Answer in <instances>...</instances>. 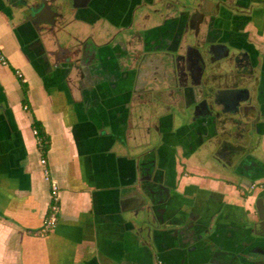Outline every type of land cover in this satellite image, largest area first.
<instances>
[{
  "label": "crops",
  "instance_id": "1",
  "mask_svg": "<svg viewBox=\"0 0 264 264\" xmlns=\"http://www.w3.org/2000/svg\"><path fill=\"white\" fill-rule=\"evenodd\" d=\"M177 3L142 0L136 6L134 0H106L100 7L76 5L79 22L89 29L81 38L90 35L91 52L103 64L84 70L80 77L66 76L59 68L48 70L38 48L18 27V14L0 1V49L7 58L0 63V264H152L157 259L180 264L195 258L191 243L178 249L171 234H156L155 245L148 246L130 222L134 207L143 202L146 175L140 164H152L149 172L155 174L160 160V118L148 112L144 90L154 87L158 98L163 86L157 82L165 71L164 33L158 26L166 16H175ZM235 4L234 16L220 24L222 38L236 40L254 65L257 110L250 117L260 129L259 135L254 132L259 145L238 156L241 138L247 134L244 126L229 128L228 134L220 129L219 145L179 147L181 161L195 174L182 176L177 188L167 182L170 191L186 201L200 185L211 205L226 203L227 228L236 224L241 192L228 183L222 169H216L222 172L215 173L218 176L206 169L221 164L264 168V0H235ZM136 30L146 34L148 48L133 69L121 65L125 57L117 55L115 43ZM126 31L129 34L124 35ZM22 80L28 85L26 93ZM34 116L51 137L46 164L41 161ZM53 181L60 211L56 225L44 233ZM254 197L255 192L248 196V206Z\"/></svg>",
  "mask_w": 264,
  "mask_h": 264
},
{
  "label": "flooded vegetation",
  "instance_id": "2",
  "mask_svg": "<svg viewBox=\"0 0 264 264\" xmlns=\"http://www.w3.org/2000/svg\"><path fill=\"white\" fill-rule=\"evenodd\" d=\"M123 1L125 0H121V2ZM134 1L136 4L138 3L136 6L142 3V0ZM103 2H106V0H61L59 8L64 13L65 20L74 21L72 24L75 26L73 30L77 29L75 34L83 42L81 46L83 72L88 68L101 67L103 64L97 59L96 53L91 52L90 35L84 39L81 38V35L86 34L89 29L88 26L79 22L81 14L76 11L75 6L85 3L86 6L100 7ZM176 22L174 15L170 14L166 16L165 22L158 26L161 28V32L163 31L164 33L162 49L164 47L176 48L178 42L177 30H174ZM21 32L23 33V31ZM126 33L129 34V31H126L124 35ZM145 35L143 31L136 30L130 34L129 38L126 39V37L122 36L115 43V46L118 45L117 55L121 56V58L125 57L120 62L121 65L125 64L133 69L135 67L138 68L143 51L148 48ZM36 51L38 52V49ZM162 54V66H164L165 71L163 70L162 74H160L161 77L157 78L159 84L163 83L162 88L160 87L158 90L157 96L160 100L171 101L170 87L174 86L175 83V58L173 60V56L170 53L163 52ZM238 65L241 69L247 70L250 77H256L252 63L246 56L240 58ZM262 69L261 89L264 90V57H262ZM187 81L186 77L185 82ZM253 103L247 108L245 117L237 114L227 122L219 121L218 123V129H225V134H228L229 128L244 126V130L247 131V137L241 138L240 143H243L247 149L258 144L254 140V132H257L256 134L258 135L260 134V129L257 127L255 119L250 117L251 112H256L257 110ZM214 131L215 128L211 125L206 133L198 132L188 126L175 127L169 116L162 117L160 120L159 141L157 144L160 160L158 164H155V174L149 172L152 164H140V167L144 170L143 175H146L143 177L145 183L143 186L144 196L142 195V200L144 204L142 207L149 214V222L144 224L150 228L144 230L147 241L145 243L150 247L154 246L156 234L160 233L164 235L171 234L176 240L178 249H181L185 242L191 243V248L195 249V258L189 263L180 264H264V168L259 167L257 164H221L217 166L218 168L214 167L215 170L206 169L208 172L210 171L212 176H218L215 173L224 172L227 175L226 180L228 183L233 184L241 192L240 198L242 200L235 207L237 220L236 224L232 225L233 228L224 226L230 225V222H227L224 216L228 207L226 203L211 205L205 195L206 190L200 185H197L199 187L198 190L193 198L188 201L184 200L179 192L170 191L167 185V182H172L173 187L177 188L182 176L195 174L193 171H189L187 164L181 161L180 156L183 154H179L178 148L209 147L208 139ZM188 139L190 141L186 145V140ZM172 140H174L173 143L171 142ZM220 143L221 139L217 145ZM230 147L233 149L237 148L234 146ZM216 169H222L223 171L219 172ZM243 172L248 176L242 175L241 173ZM210 174L204 175L208 177ZM261 174L263 176L257 177V175ZM252 192H255V197L252 206H248L247 198ZM205 198L207 201H205ZM163 225H167L165 226L166 228H163ZM132 226L138 232L133 224ZM149 230L150 233L152 232L151 235H149ZM152 264L164 263L157 259Z\"/></svg>",
  "mask_w": 264,
  "mask_h": 264
},
{
  "label": "water",
  "instance_id": "3",
  "mask_svg": "<svg viewBox=\"0 0 264 264\" xmlns=\"http://www.w3.org/2000/svg\"><path fill=\"white\" fill-rule=\"evenodd\" d=\"M0 1L18 14V27L31 39V46L38 48V55L48 70L59 68L66 76L72 73L85 76L82 71L83 42L75 34L77 29L73 30L74 21L65 20L59 8L61 0ZM177 1L174 16L177 20V46L163 49L164 53L173 56V60L175 58V83L170 87L172 100L156 98L154 87L144 90L148 94L144 100L150 115L160 120L169 116L179 128L188 126L206 133L211 125L215 131L210 134L208 145L216 146L221 139L219 121L227 122L237 114L247 115V108L254 102L256 77H250L249 72L238 65L244 56L251 62L250 54L244 52L233 38H222L224 26L220 24L234 16L233 12L237 10L235 0ZM162 7L168 9L166 4ZM241 146L243 148L237 150L238 156L248 150ZM143 204L134 207L130 222L138 230V238L145 242L144 230L149 227L144 223L149 222V214Z\"/></svg>",
  "mask_w": 264,
  "mask_h": 264
},
{
  "label": "built area",
  "instance_id": "4",
  "mask_svg": "<svg viewBox=\"0 0 264 264\" xmlns=\"http://www.w3.org/2000/svg\"><path fill=\"white\" fill-rule=\"evenodd\" d=\"M7 58L4 52L0 49V63H6ZM27 107V106H25ZM41 161L43 164L47 163V158L45 156H42ZM58 186L55 181H53L52 184V199L51 203L49 206V212L46 217V222L43 227L44 231H49L51 230L57 223L58 221V214L60 211V203H59V197H58V192H57Z\"/></svg>",
  "mask_w": 264,
  "mask_h": 264
},
{
  "label": "trees",
  "instance_id": "5",
  "mask_svg": "<svg viewBox=\"0 0 264 264\" xmlns=\"http://www.w3.org/2000/svg\"><path fill=\"white\" fill-rule=\"evenodd\" d=\"M22 86H23L24 92L26 93L28 89V85L23 80H22ZM33 127L35 130V134L38 137V146L40 150L42 151L43 156L46 157L50 149V146H51L50 134L46 131V128L44 124L42 123V121L38 119L36 116H34ZM47 232L48 231H44V233H47Z\"/></svg>",
  "mask_w": 264,
  "mask_h": 264
}]
</instances>
